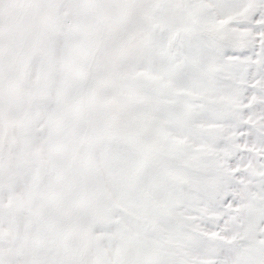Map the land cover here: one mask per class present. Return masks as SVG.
Masks as SVG:
<instances>
[{"label":"snow or ice","instance_id":"snow-or-ice-1","mask_svg":"<svg viewBox=\"0 0 264 264\" xmlns=\"http://www.w3.org/2000/svg\"><path fill=\"white\" fill-rule=\"evenodd\" d=\"M0 264H264V0H0Z\"/></svg>","mask_w":264,"mask_h":264}]
</instances>
